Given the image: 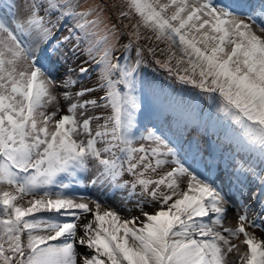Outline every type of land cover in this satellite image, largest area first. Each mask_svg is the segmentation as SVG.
<instances>
[{
    "label": "snow or ice",
    "instance_id": "1",
    "mask_svg": "<svg viewBox=\"0 0 264 264\" xmlns=\"http://www.w3.org/2000/svg\"><path fill=\"white\" fill-rule=\"evenodd\" d=\"M230 254L264 264V0H0V264Z\"/></svg>",
    "mask_w": 264,
    "mask_h": 264
},
{
    "label": "rangeland",
    "instance_id": "2",
    "mask_svg": "<svg viewBox=\"0 0 264 264\" xmlns=\"http://www.w3.org/2000/svg\"><path fill=\"white\" fill-rule=\"evenodd\" d=\"M133 22H134V20L131 22L127 21V20L124 21V23H129V24L133 23ZM140 43L142 46L143 45L151 46L148 41L142 40ZM163 47H164L163 44H159L156 46V56H155L156 59H161V60L164 59V56H162L160 54V49ZM115 55L116 56H122V49L120 51H117L115 53ZM132 55H133V57L135 56L134 50H133ZM144 60H145V65H146L142 69L144 79H145V81L151 83L152 86L156 90L161 91V92L168 94L170 96H173V97L181 98L184 101L191 103L194 107H196L197 110H203L205 113H207L208 109L210 107H212L211 105L208 104V101L206 99H204L203 96H199L197 94L198 90H193L190 86H185V85L178 83V81L176 80L175 77L169 76L167 71H165L159 65L153 63V57L150 56L147 51H145V53H144ZM212 111L214 113L215 109L213 108ZM25 199H30V197L25 198ZM101 201H102L101 202L102 205L103 206L105 205L106 207L108 205H111L114 208L117 206V204L111 200L104 201L101 199ZM90 207H94V206L90 205ZM116 210L119 212V214L122 217H125V218L132 216V215L133 216H135V215L140 216V212L137 211L135 209L134 205H131V204L128 205L127 210L119 209V208H116ZM145 211L152 212L153 209L148 207L145 209ZM86 218H88L90 221L93 219L91 214H88L86 216ZM240 247L242 250L245 249L244 245H240ZM234 259H235V257L232 254H230L229 264H232Z\"/></svg>",
    "mask_w": 264,
    "mask_h": 264
},
{
    "label": "bare ground",
    "instance_id": "3",
    "mask_svg": "<svg viewBox=\"0 0 264 264\" xmlns=\"http://www.w3.org/2000/svg\"><path fill=\"white\" fill-rule=\"evenodd\" d=\"M85 218H86V216H82L81 220L79 221V223H87V222L90 221L88 218H86V219Z\"/></svg>",
    "mask_w": 264,
    "mask_h": 264
}]
</instances>
